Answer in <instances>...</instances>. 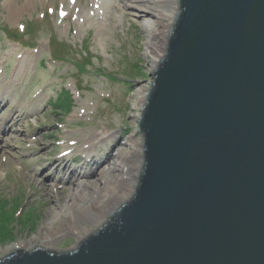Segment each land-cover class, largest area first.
Returning <instances> with one entry per match:
<instances>
[{
	"label": "water",
	"instance_id": "95a60500",
	"mask_svg": "<svg viewBox=\"0 0 264 264\" xmlns=\"http://www.w3.org/2000/svg\"><path fill=\"white\" fill-rule=\"evenodd\" d=\"M133 197L76 250L0 264H264V0H178Z\"/></svg>",
	"mask_w": 264,
	"mask_h": 264
},
{
	"label": "rangeland",
	"instance_id": "374dc122",
	"mask_svg": "<svg viewBox=\"0 0 264 264\" xmlns=\"http://www.w3.org/2000/svg\"><path fill=\"white\" fill-rule=\"evenodd\" d=\"M109 1L121 6L128 0ZM100 4L0 0V90L6 93L0 105V258L61 229L71 210L83 208L63 199L83 184L73 187L55 176L54 165L62 171L106 157L86 176L103 183L99 174L118 159V150L128 149L131 137L142 139L138 118L154 71L145 33L123 8L106 10L107 19L98 16ZM93 135L106 138L91 148ZM76 245L69 235L51 250Z\"/></svg>",
	"mask_w": 264,
	"mask_h": 264
},
{
	"label": "bare ground",
	"instance_id": "6f19581e",
	"mask_svg": "<svg viewBox=\"0 0 264 264\" xmlns=\"http://www.w3.org/2000/svg\"><path fill=\"white\" fill-rule=\"evenodd\" d=\"M105 1L102 0V4L97 10L98 16H100V11L107 19L106 10L115 12L123 8L124 11H130L129 15L133 17L132 24L143 28V33H145L144 36L146 37L147 59H150L149 64L155 70L167 51L169 33L179 9L178 0H128L127 3L122 2L121 6H116L109 0ZM3 94L6 95L4 91L0 90V105L5 101ZM143 104L145 103H142V106ZM105 138L106 136L103 135H93L89 138L88 143L91 144V148H95ZM128 142L130 144L126 145L129 148L118 150L115 154L118 159H111L108 167L99 174V176L106 179L103 183L101 178L93 180V178L86 179V176L91 175L101 161L103 162L107 159L106 157L103 158L98 155L95 158H90L87 164L80 165L76 163L77 165L74 166L73 163L62 168V171H60V167L54 165L55 176L61 177L63 181H70L73 187L80 183L83 184L77 190L63 197L66 201H80L83 203V208L81 210H71V206H67V208L76 213H71V215L65 217L66 224L63 223L61 229L58 227L54 230V233H49L47 237L33 239L26 243L25 246L20 245L18 249L31 251L35 248H44L51 250L57 243H60L69 235H73L76 237L77 245L72 250H67L73 251L77 249L81 241L103 227L110 216L133 197L143 169V139L131 137ZM107 150L104 153H107ZM63 154L61 156V158L63 157L62 159L69 157V154L66 155L65 152ZM63 162H67V160ZM54 175L52 174V176ZM102 184L104 185L103 188L101 187ZM42 185L44 188L47 186L46 183ZM55 201L58 202V199ZM82 223H88L94 226V229L88 227L83 229L80 227Z\"/></svg>",
	"mask_w": 264,
	"mask_h": 264
},
{
	"label": "trees",
	"instance_id": "16d2710c",
	"mask_svg": "<svg viewBox=\"0 0 264 264\" xmlns=\"http://www.w3.org/2000/svg\"><path fill=\"white\" fill-rule=\"evenodd\" d=\"M66 95V94H65ZM2 232L4 233L5 232V230L3 229V227H2ZM2 232H0V234H3Z\"/></svg>",
	"mask_w": 264,
	"mask_h": 264
}]
</instances>
